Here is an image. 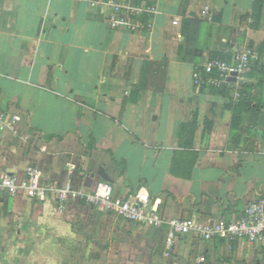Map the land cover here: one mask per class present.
Listing matches in <instances>:
<instances>
[{"label": "crops", "instance_id": "crops-1", "mask_svg": "<svg viewBox=\"0 0 264 264\" xmlns=\"http://www.w3.org/2000/svg\"><path fill=\"white\" fill-rule=\"evenodd\" d=\"M90 1L0 0V114L19 118L0 126V176L92 191L102 169L115 196L144 189L163 217L202 222L264 197V0H157L137 34ZM248 49L243 85H195L198 66ZM168 240L83 203L0 195V264H264L247 244Z\"/></svg>", "mask_w": 264, "mask_h": 264}, {"label": "built area", "instance_id": "built-area-1", "mask_svg": "<svg viewBox=\"0 0 264 264\" xmlns=\"http://www.w3.org/2000/svg\"><path fill=\"white\" fill-rule=\"evenodd\" d=\"M156 2L157 0H92L90 4L94 8L105 6L109 9L108 24L113 31L137 34L152 30V18L157 13ZM179 37L182 38L181 35ZM258 60V53L251 49L237 52L231 61L210 59L195 69L194 83L198 88H236L243 85L244 79ZM18 120L19 118H14L13 122L7 123L0 114V126L15 129L14 123ZM20 194L29 195L39 202L53 200L60 208L83 203L140 226L167 229L170 248L179 237L191 235L206 242L223 241L230 246L247 244L264 257V197L251 201L239 216L202 222L192 218L163 217L144 189L128 198H121L115 196L110 182L100 181L92 191H85L70 183L61 186L47 182L35 168L28 170L23 177L9 174L0 176V195Z\"/></svg>", "mask_w": 264, "mask_h": 264}, {"label": "trees", "instance_id": "trees-1", "mask_svg": "<svg viewBox=\"0 0 264 264\" xmlns=\"http://www.w3.org/2000/svg\"><path fill=\"white\" fill-rule=\"evenodd\" d=\"M192 29H193V27H192ZM195 30H196V28H194L193 31H195ZM190 36H191V34L189 35V38H190ZM180 53H181V51H180ZM180 56H181V54H180ZM182 60H183V61H189V57H188V55H185V56L182 58ZM201 90H202V89H201ZM236 122H237V119L234 118L233 126H232L233 129H236Z\"/></svg>", "mask_w": 264, "mask_h": 264}, {"label": "water", "instance_id": "water-1", "mask_svg": "<svg viewBox=\"0 0 264 264\" xmlns=\"http://www.w3.org/2000/svg\"><path fill=\"white\" fill-rule=\"evenodd\" d=\"M98 175L105 181L111 182V179L107 176V174L101 169Z\"/></svg>", "mask_w": 264, "mask_h": 264}, {"label": "rangeland", "instance_id": "rangeland-1", "mask_svg": "<svg viewBox=\"0 0 264 264\" xmlns=\"http://www.w3.org/2000/svg\"><path fill=\"white\" fill-rule=\"evenodd\" d=\"M239 208H241V209H242V205H241V206H239Z\"/></svg>", "mask_w": 264, "mask_h": 264}]
</instances>
